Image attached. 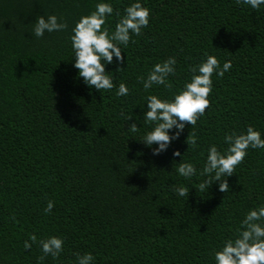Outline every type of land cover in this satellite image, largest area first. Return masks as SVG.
<instances>
[{"label": "trees", "instance_id": "obj_1", "mask_svg": "<svg viewBox=\"0 0 264 264\" xmlns=\"http://www.w3.org/2000/svg\"><path fill=\"white\" fill-rule=\"evenodd\" d=\"M102 2L114 9L103 26L111 34L137 0H0V264H77V253H91L90 264H216L215 252L236 239L249 210L264 206L261 148L249 147L226 177L228 192L219 182L196 189L207 178L199 173L212 145L224 152L225 136L249 126L264 139V5L139 0L150 10L149 25L120 45L123 63L113 57L105 65L115 87L98 91L74 67L70 37ZM41 15H56L68 27L38 38ZM206 53L232 68L222 78L212 75L211 106L196 126L186 125L153 155L158 145L142 142L153 127L144 119L147 96L172 100ZM169 57L177 61L167 78L172 87L145 91L139 78ZM120 83L127 96L116 95ZM132 123L138 132L128 130ZM193 131L195 149L186 143ZM177 150L181 156L173 155ZM180 162L192 163L197 174L180 176ZM173 187H188V197ZM48 201L54 207L45 213ZM52 236L64 240L63 251L40 260L39 241Z\"/></svg>", "mask_w": 264, "mask_h": 264}, {"label": "clouds", "instance_id": "obj_2", "mask_svg": "<svg viewBox=\"0 0 264 264\" xmlns=\"http://www.w3.org/2000/svg\"><path fill=\"white\" fill-rule=\"evenodd\" d=\"M236 3L250 5L258 10L261 5H264V0H236ZM113 12L111 4L98 3L95 11L79 19L72 29L74 34L70 37L75 57L74 67L79 70V76L84 82L98 91H110L115 87L112 77L106 72L105 65L113 63V57L123 63L124 56L120 45L127 47L132 39L131 34L140 36L142 28L149 25L150 10L137 0L125 8V14L116 23L114 32L110 34L109 30L103 26L106 23V17ZM116 15L119 16V12ZM67 27L66 22H58L56 15H49L47 20L41 15L37 17L33 32L39 38L43 37L46 31L49 33L63 31ZM205 55L207 56L206 61L190 67L193 73L191 81L186 83L172 100H162L156 95L147 96L148 110L144 119L153 127L145 134L142 142L147 146L158 145L153 149V155L166 151L173 140L179 139L186 125H191L192 128L196 126L197 120L211 106L208 97L212 93V75L215 73L222 78L225 72L232 68L230 60L226 61L221 68L219 60L214 55L207 53ZM176 63L175 57H169L163 63L154 65L147 79L140 77L145 91L149 90L153 84L163 85L170 89L172 85L167 78L175 74ZM120 70V68L117 69V71ZM128 94L129 89L126 84L120 83L116 95L127 96ZM131 119L132 115L125 117L126 121ZM174 127L177 131L170 136L169 130ZM139 129L136 123L128 127L132 133L138 132ZM197 140L195 131L189 133L186 140L188 148H197ZM224 141L229 145L224 152L219 151L216 145H212L207 150L206 163L199 173L207 178L199 183L197 191L204 192L213 183L219 182V191L228 192L230 186L226 177L232 176L236 167L243 163L249 147L264 149V139L261 138L259 131L254 130L253 126H249L246 133L226 135ZM173 155L181 156V153L177 150ZM176 171L185 178H191L197 174L196 167L186 162H180ZM173 191L180 197H188L190 190L188 187H173ZM53 207L54 203L48 201L45 213H50ZM262 220H264V206L249 210L241 222V229L238 230L236 239L226 240L222 249L215 252L216 264H264V226L259 223ZM30 240L35 243L37 237L31 235ZM39 243L44 254L40 260L48 255L58 258L63 251L64 240L56 236L40 240ZM24 247L25 249L31 248V243L25 241ZM76 255L77 264H90L94 260L91 253L83 256L78 253Z\"/></svg>", "mask_w": 264, "mask_h": 264}]
</instances>
